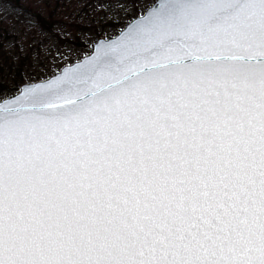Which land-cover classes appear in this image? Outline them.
Returning <instances> with one entry per match:
<instances>
[{
	"label": "snow or ice",
	"instance_id": "obj_1",
	"mask_svg": "<svg viewBox=\"0 0 264 264\" xmlns=\"http://www.w3.org/2000/svg\"><path fill=\"white\" fill-rule=\"evenodd\" d=\"M36 4L69 19L0 27V264H264V0Z\"/></svg>",
	"mask_w": 264,
	"mask_h": 264
},
{
	"label": "rangeland",
	"instance_id": "obj_2",
	"mask_svg": "<svg viewBox=\"0 0 264 264\" xmlns=\"http://www.w3.org/2000/svg\"><path fill=\"white\" fill-rule=\"evenodd\" d=\"M41 13L44 22L48 24L51 22L53 24L52 32L60 31V21H67L69 17L63 14V9L56 11L49 18L48 9L43 7H37L36 0H8L7 2L0 3V27L8 29V41L7 46L10 47L12 44V37L18 34L19 30L26 26V21H31L34 19V14ZM73 11V19H74ZM75 23L83 24L86 21L81 18L75 20ZM47 36L50 42L55 41V36L45 30L40 38Z\"/></svg>",
	"mask_w": 264,
	"mask_h": 264
},
{
	"label": "trees",
	"instance_id": "obj_3",
	"mask_svg": "<svg viewBox=\"0 0 264 264\" xmlns=\"http://www.w3.org/2000/svg\"><path fill=\"white\" fill-rule=\"evenodd\" d=\"M7 1L8 0H0V3L7 2ZM43 20H45V19H43ZM47 25L51 29V31H48V32L51 33V34H53V32H52L53 27H51V26H53V24H51V22H49Z\"/></svg>",
	"mask_w": 264,
	"mask_h": 264
}]
</instances>
